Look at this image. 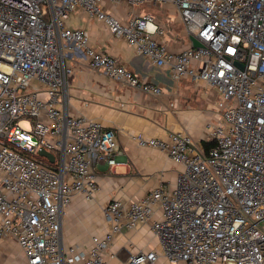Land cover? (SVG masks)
<instances>
[{
	"label": "built area",
	"instance_id": "1",
	"mask_svg": "<svg viewBox=\"0 0 264 264\" xmlns=\"http://www.w3.org/2000/svg\"><path fill=\"white\" fill-rule=\"evenodd\" d=\"M174 2L200 47L172 52L153 14L123 22L104 10L102 0H0V236L15 238L29 264H106L115 234L158 211L152 228L160 250L124 264H264V0ZM79 9L174 79L215 87L220 119L209 125L215 144L208 154L186 131L166 138L134 134L137 144L165 150L183 165L176 187H157L128 205L112 200L104 208L109 230L93 235L87 248H65L62 210L76 194L93 199L100 187L96 165L114 164L123 154L111 128L60 107L71 61L84 58L116 81L163 93L117 56L92 46L86 29L70 28L69 14ZM23 120L29 129L20 126ZM42 149L54 154V162L38 154Z\"/></svg>",
	"mask_w": 264,
	"mask_h": 264
},
{
	"label": "crops",
	"instance_id": "2",
	"mask_svg": "<svg viewBox=\"0 0 264 264\" xmlns=\"http://www.w3.org/2000/svg\"><path fill=\"white\" fill-rule=\"evenodd\" d=\"M102 6L123 22L134 16L153 14L161 42L172 52L193 45L195 38L187 32L174 0L142 3L102 0ZM68 26L86 29L92 46L117 56L143 80L153 81L163 90L161 95L153 96L90 68L84 58L71 61L74 69L68 78L67 96L60 98V107L71 115H84L111 128L123 150L116 163L101 161L96 165L100 187L94 198L88 200L83 194H76L61 212L63 246L87 248L93 235H103L109 230L104 215L109 202L117 199L128 205L157 187L174 189L184 169L165 150L139 145L132 136L142 133L149 138H166L169 132L186 131L204 150L203 142L210 140L209 125L220 119L219 93L202 81L174 79L168 69L156 66L149 58L137 53L125 40L115 36L105 23L83 10L74 11L73 23ZM159 218L161 211L134 228H124L116 233L104 256L106 264H124L140 252L160 250L159 238L152 228ZM0 264H29L25 250L12 236H0ZM156 264L169 263L161 259Z\"/></svg>",
	"mask_w": 264,
	"mask_h": 264
},
{
	"label": "water",
	"instance_id": "3",
	"mask_svg": "<svg viewBox=\"0 0 264 264\" xmlns=\"http://www.w3.org/2000/svg\"><path fill=\"white\" fill-rule=\"evenodd\" d=\"M193 46L194 47H200L201 46V43L197 39H194ZM241 67H243V66L241 65ZM38 154L40 156L46 157L50 162H54V160H55L54 154L51 153V152H48L45 149L39 150Z\"/></svg>",
	"mask_w": 264,
	"mask_h": 264
},
{
	"label": "trees",
	"instance_id": "4",
	"mask_svg": "<svg viewBox=\"0 0 264 264\" xmlns=\"http://www.w3.org/2000/svg\"><path fill=\"white\" fill-rule=\"evenodd\" d=\"M214 144H215V142H214L213 139L205 140V141L203 142V149H204L203 152H204L205 154H208L209 151H210V149L214 146ZM39 158H41L42 160H44L45 162H47V159H46V158H43V157H39ZM51 166L54 167L55 164H51Z\"/></svg>",
	"mask_w": 264,
	"mask_h": 264
},
{
	"label": "rangeland",
	"instance_id": "5",
	"mask_svg": "<svg viewBox=\"0 0 264 264\" xmlns=\"http://www.w3.org/2000/svg\"><path fill=\"white\" fill-rule=\"evenodd\" d=\"M73 20H74V11L70 12V14H69V19L67 20L68 24L72 25ZM216 104H217V101L215 102V106H216ZM20 126L24 129L30 128V124L25 120L21 121Z\"/></svg>",
	"mask_w": 264,
	"mask_h": 264
}]
</instances>
